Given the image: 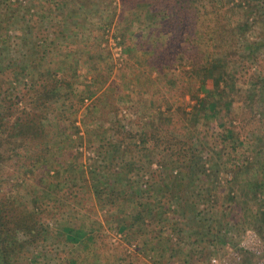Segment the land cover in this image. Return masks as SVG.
<instances>
[{"label": "rangeland", "instance_id": "374dc122", "mask_svg": "<svg viewBox=\"0 0 264 264\" xmlns=\"http://www.w3.org/2000/svg\"><path fill=\"white\" fill-rule=\"evenodd\" d=\"M38 1L32 0L37 12ZM48 1L59 14L58 0ZM219 1L221 21L240 20L228 9L229 0ZM70 2L74 17L65 18L66 32L62 22L57 29L52 23L54 30L38 40L48 48L36 47L30 31L17 32L32 26L28 20L13 27L23 43H0V110L31 143L29 152L21 141L22 161L3 169L0 202L8 232L20 230L17 222L36 228L26 237L16 234L15 248L3 246L0 264H208L213 255L236 251L248 229L264 245V231L250 220L252 209L236 198L246 185V169L263 173L256 165L264 162L263 153L257 158L253 150L263 152L264 125L245 104L243 85L264 71L262 59L259 72H243L247 44L216 49L211 27L197 35L191 28L193 15H171L175 25L166 28L164 14L130 12L126 0H95L99 6L90 11ZM211 6L201 1L194 12L207 9L215 18ZM169 8L168 14L178 11ZM108 10H114L112 27L104 32ZM34 30L44 26L37 23ZM65 55L80 61L77 72L73 63H64ZM41 56L42 67L36 62ZM217 60L239 82L229 88L230 96L206 93L214 89L212 78L202 85V66ZM59 80V88L45 95ZM222 98L233 102V110L227 111ZM214 101L220 102L212 115ZM154 125H166L189 147L184 153L149 150L145 138ZM227 128L238 140L229 157L221 138ZM239 166L246 167L243 174ZM140 204L162 207L167 215L155 211L156 219L135 220ZM205 230L200 239L197 233Z\"/></svg>", "mask_w": 264, "mask_h": 264}, {"label": "trees", "instance_id": "16d2710c", "mask_svg": "<svg viewBox=\"0 0 264 264\" xmlns=\"http://www.w3.org/2000/svg\"><path fill=\"white\" fill-rule=\"evenodd\" d=\"M23 1L25 0H17V2H14L12 0H0V43L1 45L11 46L18 42V39L21 38V42L23 43V37L22 35L19 36L17 32H26L30 31L31 34L35 37L34 45L38 48H46L45 44H39L38 40H40V36L43 34L44 31H52L54 28L50 26L52 23H55L56 29L62 28L66 32V25L67 20L65 19L68 16L74 17V14L71 13L70 8V1H74L75 4L79 7V9H89V11L94 8L97 4L99 6V3H95V0H58L57 4L55 6V10L58 11L59 14H56L55 11L52 8V4H50V1H40L41 8L37 10L34 9L35 4L32 6V0L27 1L26 5H23ZM38 1V2H39ZM43 1V2H42ZM53 3V0H51ZM98 1V0H97ZM201 1L204 0H126L128 8L130 12H133L135 10L139 11H148V13L152 16H156L159 14H164L165 17L161 20L163 21V25L165 24L169 25L168 27L171 28V26L175 25V21L170 19L171 15H179L180 17H191L192 19L187 21L189 22L191 28L196 29V35L198 32L201 31L203 27H211V30L214 31V37H215V48H222L226 45H233L236 46V43L242 44V41H244V44H247V49L249 51V55L246 58V61L248 64L247 67L243 68V72L245 71H258L260 70V66H257V61L262 59L264 62V33H260L259 36L254 37L252 34L250 35V31H256L258 28L261 31L264 30V0H229L227 2L228 9L231 10L234 13V16H237L240 20L237 21H228L227 23L223 22L219 18V14L221 8L219 4H221L219 0H210L211 2V8L213 9V15L215 18H210L212 16L211 13H208L206 10L202 13L194 12V6L197 7V4H199ZM20 2V4H19ZM56 3V0H55ZM54 4V3H53ZM170 4L169 7L175 6L177 7L178 11L175 9L171 11V14L167 12V9H170L169 7L165 8L164 5ZM21 6L19 8V6ZM103 5V4H102ZM33 7V8H31ZM16 9V13L13 12L12 9ZM148 8V9H147ZM108 9V8H107ZM20 10L24 13H21ZM78 10V9H77ZM93 10V9H92ZM182 10L189 11L188 14H184ZM239 10V13H236L235 11ZM5 11H7L5 13ZM80 13H83V11L79 10ZM105 13V9L103 10ZM109 19L106 20L104 23V32L109 29L110 23L112 21L113 12L114 10H108ZM174 12V13H172ZM111 15V16H110ZM210 15V16H209ZM233 16V17H234ZM174 17V16H173ZM243 18V19H242ZM26 20L31 21L32 26L27 27L26 30L24 29V26H21V30H17L13 34V27H16L17 25L23 24L26 22ZM36 20V21H34ZM40 23L44 26V30H37V33H35V24ZM169 23V24H168ZM237 23V24H236ZM65 26V27H63ZM68 26V25H67ZM163 26V27H164ZM177 26V25H176ZM166 27V26H165ZM166 27V28H168ZM169 28V29H170ZM244 29V30H242ZM2 31L6 33V38L3 40ZM16 31V30H15ZM192 35H194L192 33ZM8 39V40H7ZM198 39V38H197ZM3 40V42H1ZM189 45H194L192 42L189 43ZM48 48V45H47ZM257 49V50H256ZM37 52V51H36ZM251 52V53H250ZM67 54L70 52L67 51ZM47 54V53H46ZM259 54V56H258ZM88 55H91V52L88 53ZM263 55V56H262ZM66 58H64V63L68 65L69 63H73L72 68L75 72V66L80 65L79 60H72V62L69 61V55H65ZM261 57V58H260ZM45 57H40L36 62L42 67V63L44 61ZM69 61V62H68ZM250 65V66H249ZM70 66V67H71ZM202 69H204V80L202 81V85L205 87L207 79H214V89L212 90H206V93L215 96H220V94H226V96H230L231 93H229V88H234V86L238 85V80H235L236 75H232V73H229L226 70V66L224 64L222 65L221 61L217 60L216 62L207 63L204 66H202ZM62 71H65V68L62 67ZM259 72V71H258ZM73 76H76V73L73 74ZM231 78V79H230ZM61 80L56 83L55 88L48 89L45 91V95H49L51 90H57L59 88V85H61ZM243 84V83H241ZM71 85V84H70ZM247 89L246 93V102L245 104L250 108L252 111V116H259V123L264 125V71L261 73L259 72L257 74L253 73L250 77V83L243 84ZM208 91V92H207ZM227 99V98H226ZM225 100V98H222L220 101L222 102ZM219 101V102H220ZM226 101V100H225ZM219 102L214 101V105L211 106V114L213 113L218 114V105ZM227 111L233 110V102L226 101L225 103ZM1 106V104H0ZM217 112V113H216ZM212 114V115H213ZM219 116H217L218 118ZM164 126H151L149 134L147 132V137L145 138V144H150L148 146V149H163V151H176L179 153H184L189 147L185 142H180L176 138H173V136L168 132V129ZM168 127V126H167ZM23 133L20 132V128L11 126L9 124L8 119L4 115V111L0 110V180H1V174L3 173V169L11 165L12 163L16 162L18 160L21 162L22 160L20 158H17L18 154L20 153V149L24 147V145L21 146V141H25V144L27 142V146L24 147V149L30 148V138L24 137L22 138ZM222 141L225 144L223 153H225V156L229 157V151L235 150L238 145L237 140V134L236 131L233 130V128H227L221 135ZM163 144H160L159 142H162ZM229 143V145H228ZM189 150V148H188ZM187 150V151H188ZM190 150L197 151L195 148H190ZM27 151H31L30 149H27ZM255 154H258L257 158L260 157V155L263 153L264 157V149L261 150H253ZM183 157V156H181ZM21 160V161H20ZM264 160V159H263ZM256 165L258 166V169L263 172L262 174L251 172L252 170L250 168L246 169L247 171V182L246 185L242 188L240 193V196L237 195L236 198L240 197V199L243 201V203L246 205V207L251 208L252 212L250 215V220L254 221L256 225L259 227V230L261 232L264 231V162L260 163L258 160H256ZM247 163L252 164L247 161ZM245 165V164H244ZM254 166V165H253ZM249 167V165L247 166ZM245 166H239L237 168V171H242L245 169ZM240 173V172H239ZM243 174V171L241 172ZM100 182V181H99ZM108 182H106L107 185ZM98 188L100 187V184H95ZM98 188L97 191H98ZM99 192L100 189H99ZM98 192V193H99ZM234 201V198H233ZM200 207V206H199ZM136 214H135V220L139 219L142 221H145L146 219H156L157 215L155 214V211L159 214L160 217H166V212L163 210L162 207H156L153 208L151 206H148L146 208V205L142 207V204L140 206L136 207ZM157 209V210H156ZM14 212V211H13ZM18 217V215H16ZM8 216L4 213V210L1 207L0 202V254L4 252L3 246H5L7 243H9L10 246L15 248V243H18V236L16 234L29 236L32 231H34L36 228H32L30 224H22L20 222H17V226L21 225L20 230L16 229L15 231L8 232L7 228H10L8 224ZM36 227V226H35ZM125 227V226H124ZM46 231L44 230V234L42 236L43 239L47 240L48 236H46ZM196 234V232H195ZM207 235V230L205 232H198L197 236L200 237V239H203L202 237ZM21 243V242H20ZM2 248V249H1ZM247 260H250L247 256ZM4 261L3 258L0 259V262Z\"/></svg>", "mask_w": 264, "mask_h": 264}, {"label": "built area", "instance_id": "2783aa9c", "mask_svg": "<svg viewBox=\"0 0 264 264\" xmlns=\"http://www.w3.org/2000/svg\"><path fill=\"white\" fill-rule=\"evenodd\" d=\"M246 254L252 256L254 261L247 263L244 258ZM208 264H264L262 239L254 230L248 229L236 251L228 252L224 256L213 255L209 258Z\"/></svg>", "mask_w": 264, "mask_h": 264}]
</instances>
